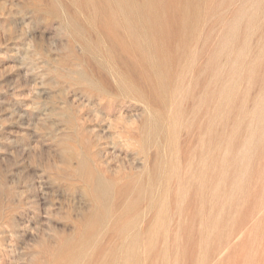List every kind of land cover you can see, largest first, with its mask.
I'll return each instance as SVG.
<instances>
[{
	"label": "rangeland",
	"instance_id": "1",
	"mask_svg": "<svg viewBox=\"0 0 264 264\" xmlns=\"http://www.w3.org/2000/svg\"><path fill=\"white\" fill-rule=\"evenodd\" d=\"M0 264H264V0H0Z\"/></svg>",
	"mask_w": 264,
	"mask_h": 264
}]
</instances>
